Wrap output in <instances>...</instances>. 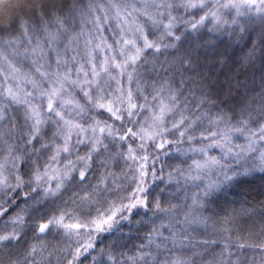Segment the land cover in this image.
Wrapping results in <instances>:
<instances>
[{
  "label": "snow or ice",
  "instance_id": "6c2138e0",
  "mask_svg": "<svg viewBox=\"0 0 264 264\" xmlns=\"http://www.w3.org/2000/svg\"><path fill=\"white\" fill-rule=\"evenodd\" d=\"M264 0H0V264H264Z\"/></svg>",
  "mask_w": 264,
  "mask_h": 264
},
{
  "label": "trees",
  "instance_id": "16d2710c",
  "mask_svg": "<svg viewBox=\"0 0 264 264\" xmlns=\"http://www.w3.org/2000/svg\"><path fill=\"white\" fill-rule=\"evenodd\" d=\"M231 194L246 197L252 202L264 200V187H262L261 176L257 174L255 177L242 181L240 185L233 189Z\"/></svg>",
  "mask_w": 264,
  "mask_h": 264
}]
</instances>
